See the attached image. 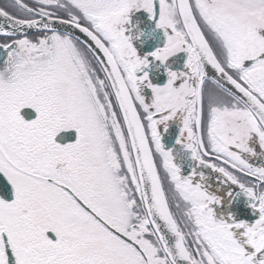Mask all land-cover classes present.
<instances>
[{
	"label": "snow or ice",
	"instance_id": "1",
	"mask_svg": "<svg viewBox=\"0 0 264 264\" xmlns=\"http://www.w3.org/2000/svg\"><path fill=\"white\" fill-rule=\"evenodd\" d=\"M0 264H264V0H0Z\"/></svg>",
	"mask_w": 264,
	"mask_h": 264
}]
</instances>
